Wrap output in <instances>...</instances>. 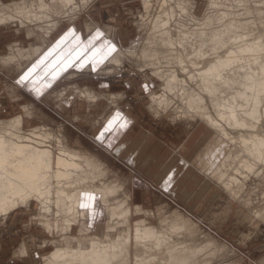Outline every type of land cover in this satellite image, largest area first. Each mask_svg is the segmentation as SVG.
Segmentation results:
<instances>
[{"label":"bare ground","instance_id":"1","mask_svg":"<svg viewBox=\"0 0 264 264\" xmlns=\"http://www.w3.org/2000/svg\"><path fill=\"white\" fill-rule=\"evenodd\" d=\"M91 2L0 0V26L12 24L18 33L24 30L42 40L28 49L10 48L7 55L0 54V64L7 68L16 64L31 82L51 81L72 63L90 69V62L105 56L111 45L115 51L103 60L104 70L120 69L127 61L143 74L149 71L151 79L159 81V89L149 94L153 114L172 110L173 120L188 126L202 121L214 131L216 145L199 149L196 162L252 220V229L241 235L248 239L259 222L264 223V0H206L208 10L202 17L196 15L192 0H141L136 25L141 37L128 46L109 42L104 52L97 46L85 54L76 45L79 38L72 27L31 64L59 24L75 23ZM85 27L89 33L97 29L89 18ZM80 93L88 104L103 99L90 88ZM23 117L0 120V215L38 205L35 222L52 235L42 244L53 245L41 264H209L234 251L181 209L169 210L162 204L153 210L134 203L125 182L111 176L100 154L91 153L80 141L70 143L62 128L43 125L25 133ZM100 122L101 128L115 131L126 119L112 113L104 114ZM252 176L261 186L257 197L244 191ZM88 196L93 199L86 200ZM189 197L184 191V198ZM98 199L108 216L102 234L89 222ZM82 203L89 206L82 208ZM17 252L27 253V244L23 242Z\"/></svg>","mask_w":264,"mask_h":264},{"label":"rangeland","instance_id":"2","mask_svg":"<svg viewBox=\"0 0 264 264\" xmlns=\"http://www.w3.org/2000/svg\"><path fill=\"white\" fill-rule=\"evenodd\" d=\"M1 1L8 3L14 0ZM192 1L195 3L196 15L202 17L208 10L206 0ZM140 9L141 0H93L75 23L62 21L53 31L48 46L44 45V51L30 63H38L40 56L72 27L73 35L79 37L76 45L85 49V54L97 46L104 52L109 42L126 47L141 37L136 26L140 20ZM87 18L95 21L97 29L94 32L86 31ZM104 26L111 30H106ZM41 42L40 38L28 36L24 30L18 33L12 24L0 26L1 55H7L10 48L21 46L28 49ZM105 57L91 61L90 69L86 68L87 64L78 66L72 63L55 79L48 81L42 78L38 82L26 79L23 69H18L16 64H12V68L0 64V120L24 116L25 133L43 125L55 130L62 128L70 143L80 141L91 153L102 156L101 159L106 161L113 172L111 176L115 174L125 182L124 186L132 193L134 203L153 210L165 204L166 209L178 208L189 214L203 229L234 250L229 258H221L218 259L219 263L215 260L209 264H220L221 260L235 261L236 264H263L264 223L259 222L260 226L255 227L250 237L242 240L241 235L252 229V220L240 213L239 202L231 201L226 191L218 188V184L211 178L207 179V171L199 168L196 162L199 160L196 157L199 149L216 145L214 131L200 120L193 121L191 126L182 120H173L172 110L162 116L153 114L149 109V94L159 89V81L156 82L158 79H151L149 71H146L147 75L143 74L127 61L120 69L104 70ZM30 63L22 65L24 70ZM85 88L102 95L99 104H88L82 100L79 90ZM112 113L121 114L126 119L125 126L116 129L114 133L101 128L103 122H100L104 114ZM226 148L227 145L223 147L224 150ZM181 156L186 159L179 164ZM174 168V176L166 181L167 173ZM257 184V177L247 179L245 194L257 197L261 192V186ZM184 191L190 194L188 199L184 198ZM38 209V205L32 203L30 208L23 206L8 216L0 215V264H41L42 256L51 251L53 245L42 242L51 239L52 235L35 222ZM137 216L140 215L134 217ZM107 220L106 209L98 199L95 210L90 211V225L102 234ZM152 221L156 224L158 222L157 219ZM75 231L73 229V233ZM53 237H58L56 232ZM23 242L27 244L28 252L19 254L17 251Z\"/></svg>","mask_w":264,"mask_h":264},{"label":"snow or ice","instance_id":"3","mask_svg":"<svg viewBox=\"0 0 264 264\" xmlns=\"http://www.w3.org/2000/svg\"><path fill=\"white\" fill-rule=\"evenodd\" d=\"M97 35H99V34H97ZM114 51H115V48L112 47L111 45H109L108 48H107L106 55H111ZM105 131H107V129H105ZM92 199H93V197H91V196L86 197V200H88V201H90V200H92ZM88 206H89V205H88L87 203H82V204H81V207H82V208H86V207H88Z\"/></svg>","mask_w":264,"mask_h":264},{"label":"crops","instance_id":"4","mask_svg":"<svg viewBox=\"0 0 264 264\" xmlns=\"http://www.w3.org/2000/svg\"><path fill=\"white\" fill-rule=\"evenodd\" d=\"M78 38H79V37H78ZM198 126H199V125H198ZM198 126H197V127H198ZM104 130H105V129H104ZM195 130H196V129H195ZM107 131H108V130H107ZM111 132L114 133V130L111 131ZM193 133H194V131H193ZM193 133H192V134H193ZM192 134H191V135H192ZM191 135L189 136V138L191 137ZM189 138H188V139H189ZM188 139H187V140H188ZM187 140H186V142H187ZM186 142H185V143H186ZM179 158H180L179 161H181V162H179V164L182 163V161L185 162L184 159H186V157H183V158H182V156H181V157H179ZM177 161H178V159H177ZM179 164H178V165H179ZM172 170H173V169L170 170V174H169V175H166V179H170V178L172 179L173 175L175 174L174 170H176V168H174L173 172H172ZM171 179H170V180H171ZM145 197H147V196H145ZM146 199H147V198H146Z\"/></svg>","mask_w":264,"mask_h":264}]
</instances>
